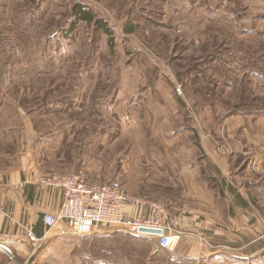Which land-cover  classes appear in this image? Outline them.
Segmentation results:
<instances>
[{
	"label": "rangeland",
	"instance_id": "rangeland-1",
	"mask_svg": "<svg viewBox=\"0 0 264 264\" xmlns=\"http://www.w3.org/2000/svg\"><path fill=\"white\" fill-rule=\"evenodd\" d=\"M77 1L109 21L113 49L109 36L97 32L93 23L81 22L70 30ZM199 1L159 0L164 5L157 9L147 6L149 0H0V118L8 115V126L20 130L15 151L29 150L50 173L84 170L96 180H119L130 192L170 206L167 199L178 193L176 182L159 175L160 180L155 172L162 174L169 166L167 148L178 144L182 151L192 144L183 136L186 132L178 142L172 139L174 130L189 124L177 102L168 104L156 88L172 97L168 84L170 89L176 85L172 89L189 109L193 103L200 106L197 110L219 106L223 112L215 110L225 115L241 102L258 113L264 110L261 75L250 80L257 99L240 101L237 85L227 84L242 78L245 69H264V0H243L250 17L240 22L230 4L216 9L209 0L208 10L197 8ZM152 9L163 10L162 19L148 12ZM129 23L137 27L132 34L126 32ZM152 28L154 34H144ZM176 45L188 59L211 58L216 84L210 90L204 86L196 92L178 82L170 63L177 62ZM221 50L223 60L213 58ZM165 103L163 114L152 118L154 109ZM214 113L205 109L203 115L214 119ZM50 149L52 154L43 157ZM159 180L162 184H152ZM54 232L27 264H201V246L209 245L203 236L193 235L198 248L194 256L200 258L186 256L192 260L187 262L179 254L183 249L176 251L180 239L170 251L155 247L152 237H143L140 244L122 229L99 236ZM7 262L5 256L3 264Z\"/></svg>",
	"mask_w": 264,
	"mask_h": 264
},
{
	"label": "crops",
	"instance_id": "crops-1",
	"mask_svg": "<svg viewBox=\"0 0 264 264\" xmlns=\"http://www.w3.org/2000/svg\"><path fill=\"white\" fill-rule=\"evenodd\" d=\"M172 88L168 84L172 97L156 89L168 104L177 102L183 119L189 124L174 130L172 139L178 142L179 135L186 132L183 136H187L192 145L180 151L177 144V152L172 145L167 148L165 151L171 153L170 164L163 168L162 174H155L159 179V175L171 177L178 189L174 197L167 199L172 201L168 205L172 233L180 236L176 251L182 248L180 255L195 257L198 248L193 235H200L209 243L202 244L201 256L212 258L211 264L264 261V110L258 113L248 109L223 115L215 110L219 108L223 112L219 106L206 105L207 114L215 112L213 119L211 115H203L205 109L197 110L200 106L195 103L191 109L183 107L184 97L176 95ZM156 89L153 92L160 95ZM161 108L165 109L166 103L154 109L152 115L156 117L152 118L163 114ZM19 136L20 132L12 140ZM139 150L142 151L141 147ZM8 155L4 150L1 156L7 158L0 157V244L12 249L20 263L27 264L39 256L43 245L57 234L52 233L53 229L48 230L43 215L57 209L63 195L57 189L29 181L49 172L35 162L29 150L20 148L14 161L8 160ZM191 155L195 161L188 159ZM183 158L188 161L182 162ZM160 180L152 184H162ZM238 181H242V187L238 186ZM27 228L34 231L38 242L29 239ZM57 230L61 234L73 233L66 223ZM5 256L0 249V264L4 263Z\"/></svg>",
	"mask_w": 264,
	"mask_h": 264
},
{
	"label": "built area",
	"instance_id": "built-area-1",
	"mask_svg": "<svg viewBox=\"0 0 264 264\" xmlns=\"http://www.w3.org/2000/svg\"><path fill=\"white\" fill-rule=\"evenodd\" d=\"M29 181L62 192L60 206L43 215L48 230L63 223L76 235H103L122 229L135 237L155 238L157 248L170 251L175 250L180 239L172 233L170 211L165 203L148 195L134 194L119 180L101 182L78 170L71 174L43 173ZM238 185L242 186V181ZM141 210L147 213L140 215ZM27 236L35 243L39 240L30 228ZM0 249L8 258L6 264H21L12 249L4 244H0Z\"/></svg>",
	"mask_w": 264,
	"mask_h": 264
},
{
	"label": "trees",
	"instance_id": "trees-1",
	"mask_svg": "<svg viewBox=\"0 0 264 264\" xmlns=\"http://www.w3.org/2000/svg\"><path fill=\"white\" fill-rule=\"evenodd\" d=\"M212 2H214L216 4V9H219L220 7H224L227 6L228 4L231 5V13L233 18H236V21H241V20H245L247 18H249L250 16L247 13V7L245 6V4H243V0H211ZM197 4V8H204V9H208L210 10V7L208 5L209 0H205V1H199L196 2ZM235 4V5H234ZM148 5H152L154 7H156L157 9L159 8H163L164 2L160 3L159 0H149ZM213 8V9H215ZM247 10V11H246ZM149 13H153L154 17L157 18H161L162 19V14L164 16V11L163 10H149ZM71 16L73 18V21H71V28L70 30H75L76 27L79 25V23L81 22H85L87 24H91L93 23L95 26V29L97 32H102L103 34H106L109 36V45L111 47V49L114 48L115 45V35H114V30L111 27L109 21L107 19H105L103 16L98 15L97 12L91 8L90 6H88L86 3L82 2V1H77L73 4L72 6V10H71ZM260 16V15H259ZM261 16H264L261 15ZM141 17H144V15H141ZM264 18V17H261ZM148 20H150V17L147 18ZM163 23V22H162ZM160 24L159 21H157V25ZM130 26V27H129ZM129 30L126 29L127 33H134L135 30H137L136 25L129 23ZM160 26V25H159ZM154 29L152 28L150 29H145L144 31H147V33L144 34H148L149 32L154 34ZM175 52L177 53V62H173L170 61V63L172 64L173 67V73L175 74L176 78L178 79V82L181 83L183 86L184 85H190L193 86V88H195L196 92L199 91H204L203 87L206 86L207 90H210L211 86H214L216 84V82L214 81V77L213 74H211L210 70H211V58H206L204 60H195V59H188L187 56L185 54H183V52L179 49V47L176 45L174 48ZM94 48L90 53V57L94 56L93 52H94ZM222 53H215L213 54V58H220L221 60H223L224 58V52L223 50H221ZM95 53V52H94ZM258 51L257 49L254 51L253 55L257 56ZM159 55L161 57L162 54L159 53ZM222 56V57H221ZM183 58V60L179 59V58ZM256 62V61H254ZM251 67H253V65H251ZM242 70V69H241ZM262 76L261 78L264 80V69H255V67H253V69H245V72L242 73V78L240 76L239 80H233L232 82H228L227 84H231L233 83V85H237L236 87H238L239 89V97L238 99H240V101H244L247 100L248 98H252V99H257L259 98L258 96H253L254 91L252 89H250L251 87V78L252 77H256V76ZM187 80H189V82H187ZM171 81V80H170ZM250 84V85H249ZM176 86V85H174ZM184 100V99H183ZM183 107H186V102H181ZM252 109L251 105H244L241 102L237 103L234 105V107H231L230 111L228 113L230 114H236V113H240V112H245L248 109ZM246 109V110H245ZM8 124H10L8 122V115L7 116H1L0 118V157L2 152L4 150H6V154L9 156L8 160L14 161L15 160V153L17 151H15L16 149V139L12 140V138L16 135H18V133L20 132V130H18L15 126H8ZM10 139V140H9ZM8 143V145H7ZM5 145H7V147H5ZM14 147V148H13ZM45 152V153H44ZM43 156H49L50 154H52V151L50 149V151H48L46 153V150L43 151ZM2 158H7V157H2ZM84 168V167H82ZM79 170V169H77ZM50 172V171H49ZM73 173V172H72ZM60 174H66V173H60ZM71 174V173H70ZM131 234H127V236L129 238H132L133 240L139 242L140 244H143L141 242V240H143V237H135ZM99 236V235H96ZM139 238V239H138ZM154 246L157 247V243L156 241L154 242ZM165 250V249H163ZM168 252V251H167ZM184 260H187V262H192L191 259H189L188 257L186 258V256H181ZM212 258H201L200 262L201 264H211ZM179 264V263H178ZM236 264H243V263H236Z\"/></svg>",
	"mask_w": 264,
	"mask_h": 264
},
{
	"label": "water",
	"instance_id": "water-1",
	"mask_svg": "<svg viewBox=\"0 0 264 264\" xmlns=\"http://www.w3.org/2000/svg\"><path fill=\"white\" fill-rule=\"evenodd\" d=\"M154 232H158V233H159V232H160V230H155Z\"/></svg>",
	"mask_w": 264,
	"mask_h": 264
}]
</instances>
